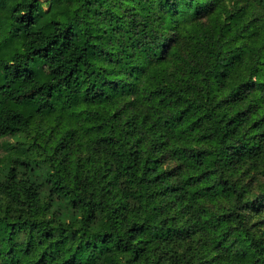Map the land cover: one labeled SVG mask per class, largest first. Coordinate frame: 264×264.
<instances>
[{"label":"trees","instance_id":"16d2710c","mask_svg":"<svg viewBox=\"0 0 264 264\" xmlns=\"http://www.w3.org/2000/svg\"><path fill=\"white\" fill-rule=\"evenodd\" d=\"M19 137L0 264H264V0H0Z\"/></svg>","mask_w":264,"mask_h":264},{"label":"rangeland","instance_id":"374dc122","mask_svg":"<svg viewBox=\"0 0 264 264\" xmlns=\"http://www.w3.org/2000/svg\"><path fill=\"white\" fill-rule=\"evenodd\" d=\"M44 1V0H41ZM47 5L44 4V8L46 9ZM24 140V137L19 138H5L0 139V181L5 179L6 175H4L8 168L15 159L19 161H25L28 159H33L34 162L40 163L44 167V163L41 162V156L38 154V150L32 151V152H23L18 151V144L17 141ZM74 143V142H73ZM71 152H73V158L76 159L78 157H83V154L85 153L84 146L79 143H74L71 146ZM36 171H40V168ZM255 191V189H254ZM264 217V211L260 213V216L258 217ZM254 221V218L252 219V222Z\"/></svg>","mask_w":264,"mask_h":264}]
</instances>
